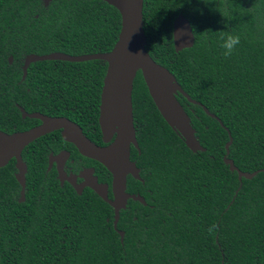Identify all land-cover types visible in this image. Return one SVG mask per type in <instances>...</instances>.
Here are the masks:
<instances>
[{
    "label": "trees",
    "instance_id": "obj_1",
    "mask_svg": "<svg viewBox=\"0 0 264 264\" xmlns=\"http://www.w3.org/2000/svg\"><path fill=\"white\" fill-rule=\"evenodd\" d=\"M179 15L195 36L181 52L173 39ZM143 20L149 55L200 103L177 95L206 151L194 153L166 123L139 71L132 98L142 181L130 177L128 191L147 205L130 199L115 229L107 202L91 189L79 195L61 186L46 171L47 150L29 153L24 201L13 164L0 170V264H264V171L240 182L224 162L264 170V0H145ZM121 23L103 0H0V70L21 76L32 54L108 53ZM229 33L241 42L226 59L220 45ZM107 66L41 61L28 74L48 85L43 112L69 118L95 139ZM34 90L35 97L24 90L19 104L41 109V89Z\"/></svg>",
    "mask_w": 264,
    "mask_h": 264
},
{
    "label": "water",
    "instance_id": "obj_2",
    "mask_svg": "<svg viewBox=\"0 0 264 264\" xmlns=\"http://www.w3.org/2000/svg\"><path fill=\"white\" fill-rule=\"evenodd\" d=\"M103 1L117 8L122 19L118 41L110 52L79 56L60 52L46 55L32 54L27 57L24 70L27 71L31 64L41 61L59 60L75 63L93 60L105 61L108 66L101 94L99 125L104 135V141L111 144L107 147L97 146L84 135L79 125L67 118H49L33 114L31 117L42 120V126L15 135L0 132V169L5 167L13 157L17 158L19 170L17 180L22 186L21 201H24L27 168L22 162V150L37 138L55 130H62L64 139L73 143L81 155L98 161L112 175V198L109 197V185L100 184L96 177H92V170L83 172L80 177L85 180L84 186L96 192L114 209V227L116 229L120 220V212L126 208L129 199L145 204L144 198L127 193L128 176L140 177L139 169L131 161V145L138 146L132 94L134 81L139 71L142 73L151 98L166 123L182 136L187 147L194 153L204 152L206 149L197 139L196 130L191 124L189 115L177 99V95L181 93L189 102L200 103L192 100L176 82L174 75L167 68L156 63L146 49L147 38L143 22L145 0ZM173 39L177 52L192 48L195 44L191 24L183 15H179L174 21ZM204 110L210 116L215 117L206 108ZM114 136L115 139L112 141ZM232 143L233 138L226 144L227 155ZM224 162L229 165L232 172L238 173L240 182L243 178L251 180L264 171L246 173L240 171L233 160L225 157ZM60 173H62L61 170ZM69 181L75 186L77 193L82 195L83 185H77L75 178L69 179ZM119 233L123 240L124 233Z\"/></svg>",
    "mask_w": 264,
    "mask_h": 264
},
{
    "label": "flooded vegetation",
    "instance_id": "obj_3",
    "mask_svg": "<svg viewBox=\"0 0 264 264\" xmlns=\"http://www.w3.org/2000/svg\"><path fill=\"white\" fill-rule=\"evenodd\" d=\"M45 3L48 4L46 0H45ZM8 61L10 64H13L14 57L9 56ZM25 62H26V59L23 62V67H22L23 70H22L21 76H20V70H0V132L6 133L8 135L26 133L30 130H33L35 128L42 126L43 124L42 120L39 118L31 117V115L33 114H40V115H43L49 118L62 117V116L48 115L45 112H43L42 110V106L44 105L43 99H44L45 91L48 85L45 84L44 81H41V83L38 82L40 81L39 80L40 78L38 76L33 75V74H28V70L27 71L24 70ZM27 77H29V82H26ZM32 77H35V80ZM34 89H41V109L35 108V106L33 105L32 106L29 105L28 108L20 105L18 102V98H21L23 96L24 90L26 91L25 94L32 95L35 97L36 92ZM132 97H133V94H132ZM34 102L35 101L30 102V104H33ZM133 115H134V108H133ZM64 118H67V117H64ZM74 123L77 124L76 122ZM134 125H135V117H134ZM135 132H136V139H137L138 146H135L133 144L131 145V161L134 162L137 168L139 169L140 177L136 178L132 175L128 176L127 193L142 197L140 194L132 193L128 191L129 190L128 180L130 177H133L134 179L138 181H142L141 167L138 165V164L141 165L140 163L141 160L137 159L136 153H135V151H137L138 154L141 155L140 140H139L140 130L139 131L137 130L136 125H135ZM84 135L99 147H107L109 144H111V143H106L104 141V135L102 133L101 128H100V135H97L95 139L90 138L86 134ZM114 139H115V136L112 138V141H114ZM39 149L47 150L48 157H47L46 171L47 172L52 171L54 174H56V178L60 182L61 186L68 184L77 192V190L75 189V186L69 181V179L75 178L77 185H81V186L83 185L82 187V194H83L87 189H90V188L87 186H84L85 180L80 177V174H82L83 172L87 170H92L91 176L96 177L100 184L109 185V197L110 196L113 197L112 188H111L112 182L111 184H109L101 180L100 174L103 171L102 167L104 166L98 161H95L93 159H90V158H87L81 155L77 147L73 143L68 142L64 139L62 135V130H55L53 132L47 133L37 138L36 140H34L33 142H31L30 144L24 147V149L22 150L21 158H22L23 164L26 165V168H27L25 179H26V175L29 170V163L27 162L26 156L29 153L31 154H34L35 152L38 153L37 150ZM10 162L13 164V166L16 169L15 177L17 179V175L19 174V170L17 167L18 160L16 157H13L9 161V163ZM60 170L62 173H60ZM143 205L144 206L147 205L146 200H145V204Z\"/></svg>",
    "mask_w": 264,
    "mask_h": 264
},
{
    "label": "clouds",
    "instance_id": "obj_4",
    "mask_svg": "<svg viewBox=\"0 0 264 264\" xmlns=\"http://www.w3.org/2000/svg\"><path fill=\"white\" fill-rule=\"evenodd\" d=\"M223 41L220 47L223 49L222 55L227 59L230 58L236 51L237 46L241 42V37L239 35L227 34L226 38L224 36L221 37ZM214 225L209 228V232H213Z\"/></svg>",
    "mask_w": 264,
    "mask_h": 264
},
{
    "label": "rangeland",
    "instance_id": "obj_5",
    "mask_svg": "<svg viewBox=\"0 0 264 264\" xmlns=\"http://www.w3.org/2000/svg\"><path fill=\"white\" fill-rule=\"evenodd\" d=\"M46 1H48V0H46Z\"/></svg>",
    "mask_w": 264,
    "mask_h": 264
}]
</instances>
